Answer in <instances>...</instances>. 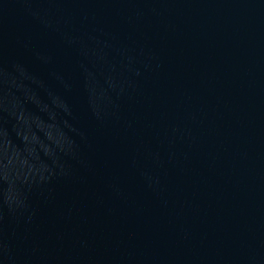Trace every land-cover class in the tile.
Listing matches in <instances>:
<instances>
[{
  "label": "water",
  "instance_id": "obj_1",
  "mask_svg": "<svg viewBox=\"0 0 264 264\" xmlns=\"http://www.w3.org/2000/svg\"><path fill=\"white\" fill-rule=\"evenodd\" d=\"M0 264H264V0H0Z\"/></svg>",
  "mask_w": 264,
  "mask_h": 264
}]
</instances>
